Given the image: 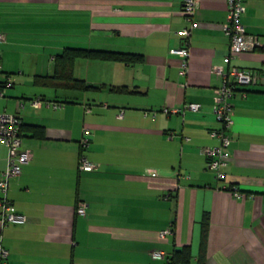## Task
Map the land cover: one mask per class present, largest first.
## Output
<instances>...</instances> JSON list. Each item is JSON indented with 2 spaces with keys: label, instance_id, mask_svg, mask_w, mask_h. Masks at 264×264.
I'll return each mask as SVG.
<instances>
[{
  "label": "crops",
  "instance_id": "crops-1",
  "mask_svg": "<svg viewBox=\"0 0 264 264\" xmlns=\"http://www.w3.org/2000/svg\"><path fill=\"white\" fill-rule=\"evenodd\" d=\"M197 2L188 69L180 76V59L169 50L180 46L186 25L181 0H0V112L20 116L22 145L32 151L9 180L8 197L27 220L3 230L8 264H165L150 251L169 256L182 246H189L190 264L201 253L205 264H264V0H243L241 23L263 45L231 64L260 78L231 97L222 180L199 150L218 143L209 136L220 126L211 68L228 52L226 3ZM65 47L141 59L77 58L74 77L94 89L36 84V75L52 74ZM120 86L126 91L111 90ZM38 97L42 104L30 105ZM185 103L199 109L162 112ZM80 153L99 168L78 171ZM5 165L0 143V171ZM81 203L84 214L76 211ZM170 226L174 233L160 237Z\"/></svg>",
  "mask_w": 264,
  "mask_h": 264
},
{
  "label": "built area",
  "instance_id": "built-area-1",
  "mask_svg": "<svg viewBox=\"0 0 264 264\" xmlns=\"http://www.w3.org/2000/svg\"><path fill=\"white\" fill-rule=\"evenodd\" d=\"M181 14L186 21V25L179 31L181 43L178 48H171L169 52L179 57L180 76H185L188 69L189 43L193 30L196 28L194 20V10L197 6V0H181ZM226 17L222 24V31L227 38L228 52L223 57V63L214 65L211 68L212 73L218 79V85L213 88L212 112L219 122L220 126L209 131L211 138H216L218 143L213 146H202L200 153L206 157L207 167L213 173L215 180H222L224 177L222 168L227 163V148L231 138L229 130L233 124V106L231 97L237 88L256 84L260 75L256 71L231 64V60L243 52H250L263 45L258 36L246 32L245 26L241 23V15L244 12L243 0H225ZM4 36L0 34V41ZM9 85V83H6ZM184 84H182L183 86ZM244 94V90L240 89ZM2 93L0 92V95ZM41 98L30 99L32 106L41 105ZM49 103V102H47ZM53 108L62 106L59 102L51 103ZM21 105V104H20ZM199 104L185 103L181 108H163L162 112L182 113L184 110L197 111ZM155 115V111L153 112ZM122 116V111L117 114ZM88 129H83V136L80 139V148L88 145ZM0 143L6 147V165L4 170L0 171V264H8L9 251L3 243V230L10 224H23L26 222V216L17 211L13 202L8 197L9 180L20 175L22 166L28 163L32 158V151L22 145L21 118L16 113L6 111L0 112ZM99 164L90 161L83 153H80L77 161L78 171H95ZM188 177V176H186ZM232 194L237 198L241 193L232 186ZM78 214H84V203L79 204L76 209ZM174 233L170 226L159 232L160 237L164 238ZM152 259H163L166 261L167 255L162 250L150 251Z\"/></svg>",
  "mask_w": 264,
  "mask_h": 264
},
{
  "label": "trees",
  "instance_id": "trees-1",
  "mask_svg": "<svg viewBox=\"0 0 264 264\" xmlns=\"http://www.w3.org/2000/svg\"><path fill=\"white\" fill-rule=\"evenodd\" d=\"M77 58L94 59V60H109L123 63H133L141 59V56L133 53L116 52L110 50H99L90 48L65 47L58 55L55 56L54 70L51 75H36L34 82L39 85H49L52 87L61 88L63 90L83 91L94 89L93 86L87 84L83 79H78L73 75V64ZM249 86V85H248ZM239 87L237 89H243ZM114 91H126V87H112ZM40 98V97H38ZM34 134L40 130L37 126L30 127ZM23 125L21 121V131ZM190 249L189 246L176 248L168 256L165 264H190ZM195 264H205L204 256L201 253Z\"/></svg>",
  "mask_w": 264,
  "mask_h": 264
}]
</instances>
